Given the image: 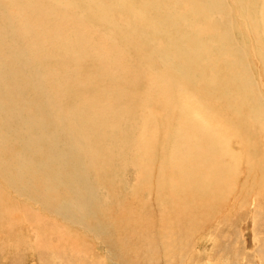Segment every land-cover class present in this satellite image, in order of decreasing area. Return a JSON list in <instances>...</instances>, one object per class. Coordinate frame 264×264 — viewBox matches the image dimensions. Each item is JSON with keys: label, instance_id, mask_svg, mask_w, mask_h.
<instances>
[{"label": "rangeland", "instance_id": "obj_1", "mask_svg": "<svg viewBox=\"0 0 264 264\" xmlns=\"http://www.w3.org/2000/svg\"><path fill=\"white\" fill-rule=\"evenodd\" d=\"M139 1L140 0H128V2H127V0L126 1L125 0H112L113 3L117 4L116 7L109 9V10L106 9L105 12H107V14L111 13V15H113L111 23H114L116 21V18L114 16L121 15L123 11L124 12L121 16H125L127 12H129L135 8V5H137L140 8V6L142 4V0L140 2ZM145 1H146V6L149 4L147 6V8H149V9H146V7H145V10L148 12L152 11L151 13H153L152 9L154 8V6H157L155 13H153L154 19L152 18V20H151L152 22L151 21H149V22L155 23V24L157 23L156 24V30H157L156 33L160 34V36L163 37V39H164L165 36H163V35L170 33L172 30L171 27L164 24L166 21H168L170 19V17L167 15V13H169V12L165 11V7H168L169 5L175 6L176 2L179 0H145ZM154 1L157 2V4L156 3L154 4ZM186 1H187L186 2L187 6L192 7V8L188 7L189 8L188 11L190 9H193L194 11L190 10L191 12L185 14L184 18H190V16L194 15V13H196L199 16L201 15L202 17L201 16L200 17L204 18L203 20H205L206 18H207L206 20H208L209 18L212 17L211 15H213L214 10L212 11L210 0H205V7L200 3L201 1H199V0H186ZM190 1H191V3H190ZM198 1L200 4H198ZM244 1L248 2V1H253V0H239V2H240L239 3L240 7L238 6L239 8H241L242 6L248 7L247 5L244 4ZM31 2H32V6H33V9L35 12L36 8H37L38 0H31ZM51 2L52 3H50L46 9L47 23L43 28L41 27V30L44 29L43 31H47L48 33H51V31H52L51 29L53 28L54 24L56 23V15L50 14V11L57 12V10H58L57 8L59 6V3H58L59 0H57V2H56V0H51ZM98 2L100 5H102L100 3V1H98ZM225 2H226V4H224ZM167 3H169V4H167ZM258 3L260 4V2H258ZM70 4L71 5L74 4L76 6V9H78V13H79V19H71L72 23L76 22V23H73V25L79 27V25L81 24L84 31H85V38H84V52H85V54H84V57L88 52V48L90 46V44H89L90 39L93 40V42L95 44V48H97L94 56L89 61L88 67L85 68V70H84L85 72H80V71H83L82 67H83L84 57L77 58V59L72 58V59H70V61L68 59V61L64 62L65 66L63 64V68L61 69V71H57V69H55L58 67L55 63L56 59L59 60L60 59L59 56H61V53L59 51L61 49V44H60V42L55 40V39H57L56 37H54L53 35H50V34L45 35V33L43 34L42 39L40 38L38 40V37L41 36V31H40V28H38L39 26L37 23V18L39 17V14L36 16L35 15L30 16L31 17L30 18L31 19V25H29L27 23L25 25V29H24L25 32L24 31L20 32V30L18 31V27L16 26V24L13 23V19L10 17H6L7 15L5 14V11L2 10V12H3L2 13L0 10V13L3 14L1 16V20H0V27L2 28V30L4 32L3 34L0 33V35H1L0 36V56H1V54L5 55V56H7V54H8V57L4 56L5 57L4 61L0 63V105L2 104L0 106V127H1L0 128V138H1L0 139L1 140L0 141L1 142V144H0V155H1L0 156V177L3 178V179L0 178V207L6 208L3 210H0V225H1V227H0V264H135L136 262H135L134 258L130 257V256L135 255L128 248V246L130 244L128 245V244L124 243V242H128L129 238L127 239L126 231H123L124 229H123V227L119 221V216L121 215V213L126 215V216L132 217L134 215L133 212L140 211L143 213L145 218L148 219L151 211H154L156 214L155 215L156 219H155L154 223L152 221V224H154L155 230L157 229L158 232H161L162 230H164V228L161 226L160 219L157 218V214L160 215V211L159 210H153L152 208H154V206L151 207L152 199H150V198L153 197L152 173H153V169L155 166V163L153 162L154 159L153 158L147 159L144 152L141 150L139 151V149L140 148L142 149V147L149 142H152V141L154 142V140L156 139L158 141L156 143V151L157 152L154 155L156 157H160L159 154H161V152L159 153V149H160V151L162 150V153H163V152L167 151V149H166L167 147L172 146V140H171L172 134H171V132H172L174 127L179 125L177 123L179 120L176 121L175 123L166 124L167 119L170 116H172L173 114L165 111V108L166 109H172L173 107H168L165 105L153 107V105L149 104V102L152 98H155V97L160 98V99L162 98V100H165V98H166V96L164 95L163 87L166 88L165 87L166 85H164V84L170 80L171 72L168 68L170 61H166L165 59L169 58V59L178 60V61L180 60L181 50H180V44L178 43V39H176L175 36H172V37L169 36L171 43L169 45L167 44V47L162 48L160 45V42H157V41L155 43L151 44L150 47H147V46H144L143 44L139 43V39H142L147 35V32L145 31V29H140L139 26L137 27V25L128 24V23L125 24L122 21H118V22L116 21V25L118 24L117 25L118 31L117 30L116 31L118 33L115 32L109 38V39H111V37H112L111 40L114 41L112 44V47L110 45L111 48H109V47H108L109 49L106 48V41L107 40H105L103 43V48L106 52L112 50V52H113L112 53V57H113L112 61H116V59H114V58H116L119 55L121 57L120 61L124 60L125 62L122 61V63L125 64L127 67H131L130 69H131V72L133 74V80L132 81H135V80L138 81L137 85L135 86L136 88H133V90H132L131 86H128V85H130V83L127 82L128 85H126L127 80L126 79L122 80L123 76L127 77V74H130V73L127 71H123V73L118 74L117 69L112 68L113 71L116 70V72H117V73L112 72L113 74H116V76H114V79H117V80H114V81L117 82L116 84L124 87V92L121 94L120 97H118L120 88H119V91H116V88H115V90L112 89L111 85L113 84V80L111 79V77H110V82L107 83V85L109 87L107 85H106L107 86L106 87L104 85V83L99 82L100 78L106 77V76L101 75V71H103L104 67L102 66V62H101V60L99 58V54H98L101 51V44H102L101 42H103V35L105 33V29H104L105 25H106L105 24V13L98 14V11H96L94 8H92V6H90V3L86 0H78V4L74 0H71ZM130 4H133L134 7H132L133 5H130ZM92 5L95 6L94 4H92ZM150 5H151V7H150ZM195 6H196L197 10L195 9ZM222 6L225 7V10H223V13L225 14L226 13V7H229L231 5L228 3V0L227 1L224 0V2L222 3ZM51 7H54V8H51ZM250 7L252 8V9L250 8L251 12L253 13L255 10L254 7L253 6H250ZM199 9H201V10H199ZM205 10L208 12H206ZM118 11H120V14L117 13ZM157 14H159L160 17ZM81 15H82V17H80ZM205 15H206V17H204ZM132 16L134 18H136V10L135 9L133 10ZM144 16H145V14H144ZM48 18H49V20H48ZM229 19L233 20V16H232L231 12H229L228 14H225V19H224V23L222 24V27L228 32L231 40L234 43L235 40L237 41V38H238L237 34L238 33H237V29L235 27V23L230 24L228 22ZM11 20H12V22H11ZM89 22H90V24L87 25V23H89ZM233 22H234V20H233ZM5 24H7V25H5ZM8 24L9 25L13 24V25L9 26ZM64 24H70V22H59L58 26L63 28L62 25H64ZM90 25H91V27L89 28ZM29 26H30V28L28 31L27 28ZM33 27H35V29ZM86 27H88V28H86ZM8 28L10 30H8ZM135 28H137V29H135ZM6 29H7V31H6ZM119 29H121V30H119ZM130 29H131V32H129ZM119 31H120V33H119ZM121 31H124V32L122 33ZM142 31H145V33H143ZM90 32H91V34H90ZM116 33L121 34V35H117ZM19 34H21L22 36L20 35L21 36L20 37ZM28 34H29L30 39L27 38ZM16 35L19 37H16ZM114 36H115V38H113ZM119 36H121V37H119ZM126 36H128V37H126ZM253 36L254 35H252V38L248 41L246 47L239 45V47H240L239 48L238 45L237 46L235 45L232 48L231 51L236 56V61H237V64L232 69H229V68L226 69V68H224L225 64H221V65H219V67L222 68L220 73L205 72L202 75L197 76V83L199 84V86L202 90L199 93L206 95V97L204 96V98H202V102H203V105L201 106V109L203 110L202 113L203 114L206 113L205 112V110H206L207 112L208 111L210 112V114L208 112V115L209 116L211 115V117H209L208 115L202 116L204 121L207 123L208 122L212 123V124L214 122V125H216V124L220 125V122H221V125L222 126L224 125V127L227 126L226 125L227 123H231L232 127L239 130V131L235 130V132L231 135V139L233 141H230V142L228 141L229 144L226 146L222 145L223 147H226V149H227V154L223 155V162L224 163H222L221 161L218 162L216 164V166L218 168L215 169L217 173L216 174L212 173V178L214 180H216V175L224 179V182H223V185L225 188L224 194H221L215 200L214 199V197H215L214 188L207 185V180H206L205 174H203V176L199 177L198 183L194 186V188H201L200 183L203 182V184L207 185V187L204 190L207 193L206 198L210 199L209 202L207 203V206L202 209L203 214H201V215L199 214L200 217L203 216L202 217L203 219L202 218L198 219L199 217H195L192 215L190 217V220H184L180 216L179 219H180L182 224L181 223H178V224L183 225L185 228H182V230L181 229L177 230L174 228L170 229V233L168 235V238H170V239L173 238L172 241H174V245L173 246L171 245L172 247H169V248H171V252H167V251H169V248L166 251L162 248L164 250V259L162 257V253L160 252L159 247H154V245L152 243H150L151 240H143V245L139 247L140 250L138 253H142L144 255H142V258L140 261H137V264H182V263L183 264H264V126H263V124H264V108L261 107V105H264V56H263L264 51L262 50L264 48V45H263L264 43L262 42V40H259L261 38H257L256 36H254V37ZM1 37L2 38L4 37L3 40L4 41L7 40V41L4 42L3 40H1L2 39ZM34 37L36 38L35 40H34ZM137 39H138V42H137ZM26 40H28V42ZM32 40H34V41H32ZM258 40L262 44H260ZM14 41L16 43L18 42L19 46L21 44H23L22 45L23 48L21 47L22 48L21 49ZM24 41H26L25 42L26 44L24 43ZM29 41H30V43H29ZM35 41H37V42H35ZM52 41L54 43L57 42V44L55 43L56 45H58V48H56L57 51L55 49H53L54 43ZM192 41L198 42V41H195L193 39H192ZM257 41H258V43H257ZM49 42H50V44H48ZM126 42H128L129 44ZM36 43H38L37 44L38 46L40 45L39 46L40 54L37 53L39 56L36 58L37 60H34L35 58H33V60H32V54L33 53L35 54V52L34 51L32 52V50L31 51L26 50L27 48H25V45H26V47H27V45L31 46V44H32V46H37ZM109 44H110V41H109ZM213 44L214 45H212L211 48L213 46H217L219 49L218 51L221 52L220 43L218 41H214ZM15 45H17L15 47V49H17V47H18V51L22 50V52L21 51L18 52L17 50L13 49V47ZM132 45H135L134 49L130 48ZM138 46L141 47L142 49H144L147 52V54L139 52L137 49ZM157 46H159V47H157ZM252 46L255 47V49H253L254 52L253 51L251 52L250 48H252ZM257 46H259V48H257ZM260 46H262V48H260ZM247 47H248V49H247ZM11 48H12V52H10ZM124 49H126L127 52ZM51 50H52V52H51ZM54 50L56 52H58L60 55L58 53L54 52ZM255 50H257V53H255L256 52ZM3 51H5V52H3ZM45 51H47V54ZM114 51H115V53H114ZM117 51L118 52L121 51L124 56L121 53L118 54ZM260 51H263V52H260ZM17 52L18 53L21 52V56L22 55L27 56V54H28L29 57L27 56L26 59L28 60V58H31L30 63H29V65H25L23 62V60L25 58L23 59V56H22V59H23L22 61L21 60L20 61L15 60V64H14L15 72H14L13 68L10 69L9 67H8L9 70H11V71L13 70V71H12V73H11V71L8 72V68H6L8 64L10 65V63L8 61H11L12 59H14L13 54L15 55V53H17ZM239 52H240V54H244V56L240 55ZM9 53H10V55H9ZM54 53H56V54L53 55ZM250 53H253L254 57L257 58L255 60V63H254V58L252 56L248 55ZM44 54L47 55V57L44 56ZM238 54H239V56H238ZM72 56H74V55H72ZM132 56H134V57L136 56V62H135V58ZM261 56H263V58H261ZM125 59H128V60L126 61ZM132 59H134V60H132ZM143 59H145L144 62H137V60H143ZM221 59H223V58L221 57ZM240 59L241 60L244 59V60L241 61ZM40 60H42V61L39 62ZM46 60H48L50 62L47 61V63H48L47 64ZM250 60H253V62ZM19 62H21L20 64H22V66L19 64ZM151 63H153V64L151 65ZM38 64H39V66H38ZM92 64H95L96 67L100 64L102 70L96 69V73H92L91 71L95 70L92 67ZM128 64H129V66H128ZM46 65L49 66L48 70H47ZM251 65H253V66H251ZM36 66H38V67H36ZM52 66L54 68H52ZM22 67H24L25 69ZM254 67H255V69H254ZM39 68H40V70H39ZM157 68L159 69L160 74H162V76H161V78L163 80L162 84L161 83L158 84V83H156L154 78H150L152 70H154V69L157 70ZM36 69H37V71H36ZM64 69H67L68 71L64 70ZM32 71H34L36 74H33L34 72H32ZM63 71L65 73H63ZM66 71H67V73H66ZM14 73H16V75ZM82 73L86 79V81H85V79L83 77V79H84L83 85L87 86L89 91H90V102L89 103L91 105H95V106L97 105L96 107H94V106L90 107L88 102H86L84 104L83 99H85L84 97L86 96V94L82 90V87L79 91L76 90V86H77L76 78H78L80 80L82 77ZM244 73H246V74H244ZM35 75L36 76L38 75L37 78H39L41 80L39 83H37L39 81V79H35L36 78ZM69 75H70V77H69ZM48 76H49V78H48ZM16 77L20 78L21 82L11 83L13 81V79H15ZM43 77H45V78H43ZM58 77L62 80L61 82H60V79ZM126 77H124V78H126ZM46 78H48V80ZM53 78H54V80H53ZM163 78H165V79H163ZM67 79H68V81H67ZM166 79H168V80H166ZM35 80H37V82ZM32 81L33 82L35 81L33 83L34 85L32 84ZM56 81H57V83H55ZM66 81L69 83H67ZM36 83L39 85L41 84L42 87H41V85H40V87H39V85L35 86V85H37ZM58 83H60V84H58ZM20 84L23 85V90L25 92H31L30 94H32L33 96H35V94H33L32 90L37 91L39 93V95L42 92L44 95H46L49 98V100H48L49 102L48 101L44 102L46 104H41L38 101L37 105H33L34 106L33 107L34 108V115L36 117H38V118H42V117L47 118V116L49 117L50 123H47L45 127L40 128V126H39L36 128V126H35L36 122L34 123V122L29 121L28 119H26V116L24 117L25 123L23 121H21L23 119H21L19 117V114H17V113H20V111L22 109L21 108L22 103L24 102L23 99H21V101H19L18 103H15L16 94L11 93L7 88H4V87H6V85L10 86V85H20ZM176 84L178 85L179 83H176ZM47 86H48V88H47ZM54 86H55V88H54ZM68 87H70L71 91L69 93H65V95H63L65 92L64 90L67 89ZM161 87L163 90L161 89ZM175 87H177V86H175ZM172 88H174V86L169 87V90H172ZM49 89L51 92L49 91ZM137 89H140V91H138L139 93L137 92ZM158 89H159V91H158ZM52 90L54 91V95H53ZM131 90L133 91V93L131 92ZM142 90H145V91L143 92ZM151 90H154V92ZM205 90H207L208 92L206 93ZM43 91H45V92H43ZM77 91L79 92V95H81L80 96L81 99L78 97L79 95H77L78 94ZM134 94H136V95H134ZM157 94H158V96H156ZM82 95H83V97H82ZM130 95H131V97H130ZM59 96L64 97L61 100V102L57 103L53 108L47 110L49 107L53 106V105L51 106L50 104H52L53 101L56 98H58ZM92 96L95 98L94 101L97 100L96 103L94 101L92 102V99H91V98H93ZM139 96L141 97L140 107L142 106L143 108L141 107L142 108L141 109L139 107V110L135 111L136 113L138 112L139 116L132 118L133 128L131 125H127L128 127H125L126 124L124 123L123 118L119 117V120H118V116H116L115 113H112L113 117H111V115H107L105 117V115L99 116L98 113L95 112L98 108H101L102 106H104L106 102H109L107 104V108L110 109V108L114 107L116 100L118 102H120V104L124 103V104H122L124 106L126 104L125 107H127L128 106V99H130V100L132 99L131 101L133 102ZM35 97H39V96H35ZM96 97H98V99H96ZM9 98H11V99L9 100ZM144 98L146 99V101ZM241 99L245 100L246 103L244 104L241 101ZM3 100H5L6 102ZM75 100H78V101L76 102ZM79 100H81L80 103L84 104L81 106L83 109H87L89 111L93 110L91 112V114H95V115L93 116L94 121L92 123H93V126L96 128V130H98L97 131L98 133L96 132V135L94 134L92 136V144L91 145L89 144L87 146L83 144V140H84L83 139V132L85 131L83 128H84V126L86 127L87 125L89 127V124L91 121L88 120V116L86 117V119H87L86 121L84 119H82L81 116L87 115V113L89 111L84 110V112H83V110H81V108L78 105ZM82 100H83V102H82ZM122 100H124L126 103L124 101L122 102ZM165 101L169 102L168 98H166ZM206 101H207V103H206ZM143 102H144V104H143ZM161 102H163V104H164V101H161ZM75 103L77 104V106L75 105L77 108L75 109V112H74V105L73 104H75ZM86 105H88V106H86ZM148 105H149V107H148ZM150 105L152 108L150 107ZM250 105H252V107ZM65 106H66V108H65ZM72 106H73V109L71 108ZM83 106H85L86 108ZM144 106L147 108L146 110L144 109ZM163 107H164V109H163ZM155 108H156L157 112L154 110ZM79 110H80V112L82 111L83 114H82V112L79 113ZM142 110H143V113H142ZM2 111H4L5 113ZM144 111L146 112L145 115H144V113H145ZM152 111H155L156 113L150 114V112H152ZM127 112H128L127 108L123 109V114L126 117H127ZM9 113H10V115H8ZM215 113H217L218 118L220 120V122H218V123H217L218 119L215 118ZM64 114H66V115H64ZM38 115H40V116H38ZM79 115H81V116H79ZM154 115H155V117L153 118ZM212 117L214 120L212 119ZM99 118H100V120H99ZM108 118L111 119V122H110V120H108ZM205 118H208V119H205ZM95 119H96V121H95ZM210 119H212V121H209ZM232 119H233V121H232ZM14 120H16V121H14ZM26 120H28V121H26ZM73 120H79L84 126L82 127V124H81L79 127H77V125L73 124ZM261 121H262V123H260ZM139 122H140V124H139ZM109 123H110V125H109ZM189 123L191 124V125L188 124V128L190 129V131H191V129H193L194 132H197L199 130L198 128L201 127V123H199V122L197 123L194 120L190 121ZM53 124L56 126H54ZM61 124H63V125H61ZM141 124H142V128H143V139H140ZM139 125H140V127H139ZM17 126H19V128H21V130L19 128H17ZM138 127L140 130L138 129ZM244 127H246V128H244ZM243 128L244 129L248 128L251 131V134L248 136L247 132ZM259 128H263L262 131H260V133H259V131H257V129H259ZM100 129H101V131H100ZM121 129H122V131H121ZM137 130H139V131H137ZM109 131H113L114 133L113 132L110 133ZM43 132H46L47 135H49L51 133L50 137L49 138H46L47 136L43 137L42 136ZM64 132L67 133V137H66V133L64 134ZM99 132H101V134L103 136H105V135L108 136L107 138H109V139H107V140H109V141H107L106 139L105 140L103 139L104 141L100 140V138H99L100 133ZM108 133H110V134H108ZM237 133H241V137L243 139H246V142H244L243 140H242L243 142H241L238 139L239 143H237L238 140L236 141L233 139V138L237 137V136H235V135H237ZM97 134H98V137H97ZM111 134L113 137L111 136ZM22 135L24 137V140L21 139V138H23V137H21ZM63 135H65V136H63ZM15 136H17V138ZM18 136H20V137H18ZM14 138H16V139H14ZM28 138H29V140H27ZM78 138L81 139V141H79ZM184 138H188V136L184 135ZM25 139H26V144H24ZM50 139H52V140H50ZM42 140H44V141H42ZM96 140H98L99 142L101 141V142L98 143V141H96ZM128 140L129 141L132 140V143H128ZM134 140H136V141L138 140V141L136 142ZM139 141H141V144H138ZM45 142H46V144H45ZM160 142L162 143V145L160 144ZM104 143H105V146L109 145L108 147H110L113 144L114 145L116 144L115 146L114 145L112 146L113 148L112 147L109 148V150H112V149L117 150L116 152L112 150V157H111V155H109L110 154L109 150L108 151L98 150V149L94 150V148H97V147H99L101 149L102 146H104ZM166 143H167V145H166ZM43 144H44V146H43ZM98 144L99 145L101 144V145L99 146ZM136 144L139 147V149L137 148ZM31 145H33V146H31ZM37 145H39L38 146L39 148L37 147ZM94 145H96V146L94 147ZM157 145L158 146L160 145V146L158 147ZM163 145L165 146L164 148H163ZM1 146H2V148H1ZM22 147L24 148V150ZM77 147L79 149H77ZM31 148L34 150H32ZM89 149H92L96 152L100 151L101 153H98V154H99L100 158L103 157V158H101L102 162L100 161V163H99V161L96 160L97 161L96 162L93 159H91V157H90L91 153L90 152H89L90 155H86V157L81 154V152H86ZM164 149H165V151H164ZM16 150H18V151H16ZM77 150H79V152ZM19 151H21V153ZM135 151H137V152H135ZM37 152H39V155ZM105 152L107 153V155L105 154ZM13 153H14V155H13ZM131 153H132V155H131ZM149 153L152 154L151 149H150ZM15 154L18 156H16ZM117 154H119V155H117ZM121 155H122V157H121ZM18 157L21 158V160ZM87 157H89V158H87ZM118 157H119V161L117 159ZM11 158H13V160H11ZM82 159H84L85 161ZM102 159H104V160H102ZM158 159H156V163H157V161L160 162V159L159 160ZM89 160H90V162L88 163L87 161H89ZM135 160H138L141 164H143V166L148 164V163L150 164L153 162V164H152L153 167L151 168V177H144L143 176V178H148V180L145 182H142V184L140 183V185L138 184L139 186L137 187L138 188L137 192L139 193V200H136V201H134V203L130 204L129 200L132 196V190H133L132 179L134 177V173L136 172V170L133 167L134 163H136V162H134ZM12 161H14V162H12ZM21 161L24 163H22ZM115 161H117V162H115ZM103 162H105L106 165ZM112 162H114V164ZM18 163H21V164H18ZM107 163H109V164H107ZM99 164H100V167L98 166ZM54 165H57V166H54ZM14 166H16V167H14ZM96 166H98V167H96ZM109 167H111L113 169H111ZM16 168H18V170H16ZM98 168H100V169H98ZM108 170H109V172H108ZM116 170H117V172H114ZM118 170L120 171V174H119ZM12 171H14V172H12ZM19 171H21V172H19ZM106 171H107V173H105ZM79 172H81V173H79ZM75 173L77 175H75ZM21 174H23V175H21ZM106 174H108V175H106ZM123 174H124V176H123ZM61 176H62V178H61ZM31 178L34 181H32ZM53 178H55L56 180L54 179L52 181ZM69 178H70V180H69ZM106 178H108V179H106ZM61 179H63V180H61ZM124 180H125V182H124ZM29 181H31L32 183ZM35 181H37L38 184H37V182L34 183ZM115 181H116V183H115ZM128 181L130 184L127 183ZM148 181H150V182H148ZM119 182H121L122 184ZM29 183H31V184H29ZM56 183H58V184H56ZM59 183H60L61 187L59 186ZM33 184L35 187L33 186ZM124 184H126V185H124ZM57 185H58V188H57ZM128 185H129V187H128ZM76 186H79V187H76ZM70 187H72V188H70ZM60 188L63 190H66V192H67V193L64 192L62 194L61 199H60L59 194H58V191H60ZM29 189H31V190L33 189L32 191L34 193L32 191H29ZM72 189H73V191L77 190V189H84V190L86 189L85 192L87 194L84 197L85 198L84 202L81 204L82 206L77 203V198H75L71 194V192H73ZM140 189H143V190L141 191ZM139 191H141L142 193ZM150 193H151V196H150ZM56 194L58 195L59 198L56 196ZM66 196H67V200L69 202L73 200L72 203L65 201ZM127 196H129V197H127ZM101 197H102V199H101ZM33 198L35 199V201L33 200ZM258 198H260V199H258ZM45 199H47V202L45 201ZM36 200L38 202H36ZM188 200H187L188 205H187V203H185L186 206H190L194 202H198L197 198H196V194H193L191 197L188 198ZM99 201H101V202H99ZM36 203H38V204L36 205ZM61 203H63V204H61ZM107 203L109 205H107ZM89 204H91V205L89 206ZM96 205H98V206L96 207ZM118 205H119V207H118ZM59 206H61V207H59ZM215 206H217V208ZM66 207L68 208L69 212H68ZM170 207H171V205L168 206L169 209L167 210L166 213H168L171 210ZM59 208H60V211H59ZM55 209H57L58 211ZM106 210H108V211H106ZM146 210H148V211H146ZM78 211H79V213H78ZM198 211H199V209H198ZM58 212H60V213H58ZM61 212H62L63 216H62ZM66 212H68L69 214ZM177 212L179 214H181L180 209L177 210ZM80 214H82V215L80 216ZM207 215L210 217H208ZM15 216H17V217H15ZM65 216L66 217L68 216L71 218H68V217L66 218ZM196 216H197V213H196ZM7 217H10V218L7 219ZM135 217L138 220L139 215L137 213H135ZM193 217H195V219ZM11 218H12V221H10ZM15 218L17 220H13ZM192 219H193V221H192ZM8 221L11 223L9 224ZM74 221H76V222H74ZM79 221H80V223H79ZM198 221L200 223H198ZM65 224H66V226H65ZM3 225L5 227H3V229H2ZM117 225L120 227H118ZM194 225H198V226L194 227ZM131 228H132V226H129L127 231H130ZM186 228H190V230H195L196 233L194 232L192 235H190V234H188L189 233L188 231L186 232ZM116 229L118 230V232ZM142 229L143 228H139L137 230H142ZM56 230H57L58 234H56L57 233ZM60 234L62 236L63 235H65V236L62 237V236H60ZM59 236L62 238H60ZM122 239H124V240L121 241ZM180 239H181V241H180ZM205 241H208V243H205ZM131 245L134 246V243L132 242ZM162 246H163V244H162ZM52 247L54 249H52ZM151 247H154V248H151ZM134 250H136V249H134ZM153 252L154 253L156 252L157 254L153 255L154 254ZM171 255H173V256L171 257ZM151 256L152 257L154 256V257L152 258ZM179 262H181V263H179Z\"/></svg>", "mask_w": 264, "mask_h": 264}, {"label": "bare ground", "instance_id": "obj_2", "mask_svg": "<svg viewBox=\"0 0 264 264\" xmlns=\"http://www.w3.org/2000/svg\"><path fill=\"white\" fill-rule=\"evenodd\" d=\"M70 1L71 0H59V6H58V10L57 12L55 11H50V14L52 15H56V23L54 24L53 28L51 29V33H48L47 31H43L41 30V27L43 28L46 23H47V14H46V9H47V6H49L51 2V0H38V4H37V8H36V11L38 12H34V9H33V6H32V2L31 0H0V10L2 12V10L5 11V14L7 15L6 17H10L13 19V23L16 24V26L18 27V31L20 30V32H23L24 29H25V25L28 23L29 25H31V17L30 16H33V15H38L39 14V17L37 18V23H38V28H40V31H41V36L38 37V40L42 37H43V34L45 33L46 34H50V35H53L54 37H56L57 39H55L56 41L60 42L61 44V49L59 50L60 53H61V56L59 60L56 59V65L58 66L57 68V71H61V69L63 68V64L65 66V61H70V59L74 58V59H77V58H82L84 57V38H85V31L82 27V25L80 24L79 27L77 26H74L73 23H76V22H73L72 23V20L71 19H79V13H78V9H76V6L74 4H70ZM77 4H78V0H74ZM90 3V6H92V8H94L96 11H98V14H103L105 13V33L103 35V42H101V51L98 53L99 54V58L102 62V66L104 67L103 68V71H101V75L103 76H106V77H102L99 79V82H102L104 83V85L106 86L108 82H110V77L111 79L113 80V84L111 85L112 89L115 90L116 88V91H119V88H120V91H119V94H118V97L121 96V94L124 92V87H122L121 85H118L116 84L117 82L114 81V80H117V79H114V76H116V74H113L112 72H115L118 74L120 73H123V71H127L129 72L130 74H127V77L126 76H123V79H126V85L127 82L130 83V85L128 86H131V89L133 90V88H136L135 86L137 85L138 81H132L133 80V74L131 72V67H127L125 64L122 63V61H120L121 57L118 55H116L117 57L114 58L116 59V61H112V50L106 52L103 48V43L105 40L106 41V48H111L112 47V44H113V40L112 37L111 39L110 36H112L115 32H117L118 30V24L116 25V21H122L124 22L125 24H133V25H137V27L139 26L140 29H145V31L147 32V35L142 38V39H139V43L143 44L144 46H147V47H150L151 44L155 43L156 41L157 42H160V45L161 47H167V44L169 45L171 43L170 39H169V36L172 37V36H175L176 39H178V43L180 44V50H181V54H180V60H173V59H169V58H166L165 60L166 61H170L169 62V70L171 72V78L169 81H167V83H163L164 85H166L163 89H164V95L166 96V98H168L169 102L168 101H165V100H162V98H152L149 102V104L153 105V107H158L160 105H165V106H168V107H173L172 109H166L165 108V111L169 112V113H172L173 115L170 116L167 121H166V124H171V123H175L176 121H178L177 123L179 124L178 126L174 127L171 134H172V146H169L167 147V151L166 152H163L162 153V150L160 151L159 149V153L161 152V154H159L160 157H156L154 154L157 152L156 151V143L158 142L156 139L154 140V142H149L147 144H145L142 149L137 146V148L139 149V151H143L146 158L147 159H150V158H153V162L155 163V166H154V169H153V173H152V183H153V197L150 198L152 199V204H151V207L154 206V208H152L153 210H159L160 211V215L157 214V218L160 219V222H161V226L164 228V230H162L161 232H158V230L154 228V224H152V221L153 223L155 222V219H156V214L154 211H151V213L149 214V218L146 219L145 216L143 215L142 212L140 211H135L133 212L134 215L132 217L130 216H126L124 214L121 213V215L119 216V221L123 227V231H126V234H127V239L129 238L128 242H124L125 244H130L128 246V248L132 251L133 254H135L134 256H130L131 258H134L135 260V264H137V261H140L141 258H142V253H138L139 252V247L143 245V240H151L150 243H152L154 245V247H159L160 249V252L162 253V257L164 259V250L166 251L169 247H172L174 245V241H172V239L168 238V235L170 233V229H181L182 228H185L183 225H181V221H180V216L182 219L184 220H190V217L193 215L195 217H199L198 219L202 218L200 217L201 214H203V211L202 209L205 208L207 206V203L209 202L210 199H207V193L204 191L205 188L207 187V185L211 186L214 188V192H215V197L214 199L216 200L221 194H224V185H223V182H224V179L217 176L216 175V180H214L212 178V173H217L215 169H217L218 167L216 166V164L218 162H223V155L224 154H227V149L226 147H223L222 145L226 146L229 144L230 141H233L231 139V135L235 132V130H237L236 128L232 127L231 126V123H225L227 126L224 127V125L222 126L221 125V122L218 118V115L217 113H215V118L218 119L217 123L220 122V125H214V122L213 124L212 123H207L204 121L203 117L202 116H207L208 115V112L205 110L206 113H202L203 110L201 109V106L203 105V102H202V98H204V96L206 97V95H203L199 92H201V88L199 86V84L197 83V76H200L202 75L203 73L205 72H213V73H220L222 68L219 67V65L221 64H225L224 68L226 69H232L236 64H237V61H236V56L232 53V48L236 45H241V46H244L246 47L247 46V43L248 41L252 38V35L256 36L257 38H261L259 40H262V42L264 43V0H253V1H244V4L247 5L248 7L246 6H242L241 8H239L240 6V2L239 0H228V3L231 5L229 7H226V13L225 14H228L229 12H231L232 16H233V20H230L229 19V23L232 24V23H235V27L237 29V41L233 43V41L231 40L228 32L222 27V24L224 23V19H225V14L223 13V10H225V7L222 6V3L224 2V0H210L211 2V7H212V11L214 10L213 12V15H211L212 17L209 18L208 20H203L204 18H201L199 15H197L196 13H194L193 9H190V10H193L192 12L194 13V15H191L190 18H184V15L187 14V13H190L191 11L188 9L191 7L187 6V1L186 0H179L176 2L175 6L174 5H169L168 7H165V11H168L169 13H167V15L170 17V19L168 21H166L164 24L168 25L169 27H171V32L168 33V34H164L163 36H165V38L163 39V37L160 36V34L156 33L157 30H156V24L155 23H151L152 21V18H153V13H155L156 11V7L157 6H154V8L152 9L153 10V13L151 12H148L145 10V7L146 9H149L147 8V5L146 6V1L145 0H142V4L140 6V8L135 5V10H136V18H134L132 15H133V10L129 11L126 13L125 16H121V15H116L114 16L116 18V21L114 23H111V20L113 18V15L110 14H107L106 9L109 10V9H112L114 7H116V3H113L112 0H86ZM102 4L100 5L99 2ZM126 1V0H125ZM141 1V0H140ZM139 1V2H140ZM201 1L200 3L205 7V0H199ZM198 1V4H200ZM227 1V0H226ZM57 2V0H56ZM128 2V0H127ZM131 2V1H130ZM138 2V3H139ZM189 2V1H188ZM260 2V4L258 3ZM12 5H11V4ZM157 4V2L154 1V4ZM191 3V1H190ZM92 4H94L95 6H93ZM134 4V3H133ZM133 4H130V5H133ZM169 4V3H167ZM171 4V3H170ZM226 4V2L224 3ZM54 5V4H53ZM139 5V4H138ZM209 5V4H208ZM56 6V5H55ZM201 6V5H200ZM239 6V7H238ZM250 6H253L254 7V12L252 13L251 12V7ZM134 7V5L132 6ZM151 7V5H150ZM189 7V8H188ZM194 7V6H193ZM209 7V6H208ZM51 8H54V7H51ZM192 8V7H191ZM199 8V7H198ZM239 8V9H238ZM251 8V9H250ZM6 9V10H5ZM195 9H196V6H195ZM207 9V8H206ZM228 9V10H227ZM197 10V9H196ZM201 10V9H199ZM204 11V10H203ZM206 11V10H205ZM208 12V11H206ZM3 13V12H2ZM2 13H0V20H1V16L3 15ZM95 13V12H94ZM118 14H120V11L117 12ZM192 13V14H193ZM205 13V12H204ZM31 14V15H30ZM125 14V13H124ZM135 14V13H134ZM145 14V16H144ZM159 16V14H157ZM156 15V16H157ZM207 15V14H206ZM206 15L204 17H206ZM209 15V14H208ZM157 16V17H158ZM257 16V17H256ZM82 17V15L80 16ZM92 17V16H91ZM160 17V16H159ZM200 17V18H199ZM156 18V17H155ZM6 19V18H5ZM154 19V18H153ZM165 19V18H164ZM49 20V18H48ZM157 20V19H156ZM77 21V20H76ZM151 21V22H149ZM160 21V20H159ZM12 22V20H11ZM59 22H70V24H64L62 25L63 28H61L60 26H58ZM103 22V21H102ZM158 22V21H157ZM3 23V22H2ZM72 23V24H71ZM92 23V22H91ZM90 24L87 23V25ZM161 24V23H160ZM7 25V24H5ZM9 25V24H8ZM13 25V24H11ZM9 25V26H11ZM36 25V24H35ZM104 25V24H103ZM120 25V24H119ZM97 26V25H96ZM50 27V26H49ZM91 27V25L89 26V28ZM98 27V26H97ZM120 27V26H119ZM131 27V26H130ZM136 27V26H135ZM29 28L30 26L27 28V30L29 31ZM35 29V27H33ZM47 28V27H46ZM88 28V27H86ZM96 28V27H95ZM99 28V27H98ZM132 28V27H131ZM137 29V28H135ZM134 29V30H135ZM158 29V28H157ZM8 30H10L8 28ZM47 30V29H46ZM87 30V29H86ZM99 30V29H98ZM117 30V31H116ZM121 30V29H119ZM149 30V31H148ZM7 31V29H6ZM15 31V30H14ZM17 31V32H18ZM31 31V30H30ZM88 31V30H87ZM137 31V30H136ZM145 31H142L143 33H145ZM16 32V31H15ZM19 32V33H20ZM25 32V31H24ZM89 32V31H88ZM87 32V33H88ZM94 32V31H93ZM98 32V31H97ZM122 33L124 31H121ZM131 32V29L130 31ZM0 33H4L2 28L0 27ZM95 33V32H94ZM118 33V32H117ZM116 33V34H117ZM120 33V31H119ZM135 33V32H134ZM8 34V33H7ZM17 34V33H16ZM23 34V33H22ZM91 34V32H90ZM140 34V33H139ZM21 34H19L20 36ZM117 35H121V34H117ZM1 36V35H0ZM6 36V35H5ZM16 35V37H19ZM22 36V35H21ZM20 36V37H21ZM253 36V37H254ZM25 37V36H24ZM121 37V36H119ZM128 37V36H126ZM2 38V37H1ZM4 38V37H3ZM3 38L1 40H3ZM14 38V37H13ZM12 38V39H13ZM29 37V34H28V37ZM26 38V39H27ZM115 38V36L113 37ZM138 38V37H137ZM256 38V39H257ZM19 39V38H18ZM32 39V38H31ZM36 38L34 37V40ZM122 39V38H121ZM125 39V38H124ZM123 39V40H124ZM128 39V38H127ZM195 40V41H198V42H193L192 41ZM32 40V41H34ZM37 40V41H38ZM118 40V39H117ZM258 40V41H259ZM4 41V40H3ZM7 41V40H6ZM4 41V42H6ZM28 42V40H26ZM24 41V43L26 42ZM31 41V40H30ZM29 41V43H30ZM35 41V42H37ZM87 41V40H86ZM97 41V40H96ZM109 41H110V44H109ZM126 41V40H125ZM214 41H218L220 43V48H221V52L218 51V47L217 46H213L211 48ZM257 41V43H258ZM15 42V41H14ZM13 42V43H14ZM53 42V41H52ZM137 42H138V39H137ZM12 43V44H13ZM16 43V42H15ZM14 43V44H15ZM20 43V42H19ZM54 43V42H53ZM57 44V42H55ZM54 43V48L56 50V48H58V45H56ZM118 43V42H117ZM128 43V42H126ZM260 43V41H259ZM18 45V42L16 43ZM26 44V43H25ZM38 43H36L37 45ZM50 44V42L48 43ZM89 48H88V52L87 54L85 55L84 57V60H83V71H80V72H85V68L88 67V64H89V61L90 59L94 56L95 52H96V49L95 48V44L93 42L92 39L89 40ZM121 44V43H120ZM124 44V43H123ZM129 44V43H128ZM262 44V43H260ZM3 45V44H2ZM1 45V46H2ZM15 45L13 47V49H15V47L17 46ZM23 44H21L19 47L21 48ZM57 47H56V46ZM111 45V47H110ZM119 45V44H118ZM264 45V44H263ZM13 46V45H12ZM40 46V45H39ZM39 46H31L30 45H25V48H27L26 50L28 51H31L32 52L34 51L35 54L33 53L32 54V60L33 58H35L34 60H37L36 58L39 57L38 54H40V50H39ZM124 46V45H123ZM47 47V46H46ZM122 47V46H121ZM159 47V46H157ZM23 48V47H22ZM21 48V49H22ZM105 48V49H106ZM108 48V49H109ZM114 48V47H113ZM131 49L135 48V45H132L130 47ZM237 48V47H236ZM240 48V47H239ZM257 48H259V46H257ZM260 48H262V46H260ZM7 49V48H6ZM52 49V48H51ZM116 49V48H115ZM138 51L141 52V53H145L147 54V52L142 49L141 47L138 46ZM248 49V47H247ZM251 49V52L253 51V49H255L254 46H252ZM4 50V49H3ZM18 51V47L17 49H15ZM14 50V51H15ZM54 50V52H56ZM107 50V49H106ZM119 50V49H118ZM126 50V49H124ZM123 50V51H124ZM234 50V49H233ZM261 50V49H260ZM264 51V48L262 49ZM22 52V50H19ZM18 51V52H19ZM241 51V50H240ZM249 51V50H248ZM257 53V50H255ZM263 51H260V52H263ZM5 52V51H3ZM12 52V48H11V51ZM15 53V55L13 54V58L11 61H8L10 63V65L8 64L6 68H10V69H14V72H15V68H14V64H15V60H18V61H22L24 62L25 65H29L30 63V60L31 58H28V60L26 59L27 56L29 57V55L27 54V56H23V59H22V56H21V52L20 53ZM46 54H47V51H45ZM52 52V50H51ZM127 52V50H126ZM234 52V51H233ZM254 52V51H253ZM26 53V52H25ZM38 53V54H37ZM42 53V52H41ZM49 53V52H48ZM58 53V52H56ZM56 53H54L53 55H55ZM115 53V51H114ZM118 54H122V52H118ZM124 53V52H123ZM243 53V52H242ZM5 54V53H4ZM12 54V53H11ZM59 54V53H58ZM125 54V53H124ZM128 54V53H127ZM240 54V52H239ZM238 54V56H239ZM10 55V53H9ZM31 55V54H30ZM60 55V54H59ZM74 55V56H72ZM123 55V54H122ZM121 55V56H122ZM240 55H243L244 54H240ZM250 56H252L254 58V63H255V60L257 59L256 57H254V54L253 53H250L248 54ZM5 55H2L0 56V63L4 61L5 57H8V54L7 56ZM44 56L47 57V55L44 54ZM124 56V55H123ZM126 56V55H125ZM256 56V55H255ZM264 56V55H263ZM263 56H261V58H263ZM115 57V56H114ZM128 57V56H127ZM126 57V58H127ZM134 57V56H132ZM221 57L223 59H221ZM123 58V57H122ZM129 58V57H128ZM135 58V62H136V56L134 57ZM251 58V57H250ZM10 59V58H9ZM39 59V58H38ZM113 59V60H114ZM124 59V58H123ZM238 59V58H237ZM252 59V58H251ZM126 61L128 59H125ZM134 60V59H132ZM241 60V59H240ZM244 59H242L241 61H243ZM17 61V62H18ZM42 60H40L39 62H41ZM48 60H46V63H47ZM73 61V60H72ZM145 59L143 60H137V62H144ZM253 62V60H250ZM37 62V61H36ZM50 62V61H48ZM53 62V61H52ZM76 62V61H75ZM125 62V61H124ZM130 62V61H129ZM257 62V61H256ZM259 62V61H258ZM21 62H19L20 64ZM34 63V62H33ZM32 63V64H33ZM54 63V64H55ZM150 63V62H149ZM31 64V65H32ZM48 64V63H47ZM53 64V63H52ZM67 64V63H66ZM71 64V63H70ZM130 64V63H129ZM128 64V66H129ZM153 63H151L152 65ZM22 66V64H20ZM131 65V64H130ZM189 65V66H188ZM4 66V65H3ZM2 66V67H3ZM39 66V64H38ZM36 66V67H38ZM47 66V70H48V65ZM133 66V65H132ZM241 66V65H240ZM253 66V65H251ZM45 67V66H44ZM69 67V66H68ZM67 67V68H68ZM92 67L95 69V70H92L91 72L92 73H96V69H100L102 70L100 64L96 67L95 64H92ZM8 68V72L11 71L9 70ZM24 68V67H22ZM52 68H54L52 66ZM117 69V72L116 70L113 71V69ZM253 68V67H252ZM4 69V68H3ZM25 69V68H24ZM31 69V68H30ZM38 69V68H37ZM36 69V71H37ZM71 69V68H70ZM81 69V68H80ZM242 69V68H241ZM255 69V67H254ZM40 70V68H39ZM64 70H67V69H64ZM78 70V69H77ZM13 71V70H12ZM11 71V73H12ZM68 71V70H67ZM66 71V73H67ZM79 71V70H78ZM5 72V71H4ZM7 72V71H6ZM7 72V73H8ZM34 72V71H32ZM40 72V71H39ZM44 72V71H43ZM63 73H65L63 71ZM6 74V73H5ZM9 74V73H8ZM16 75V73H14ZM33 74H36L35 72ZM71 74V73H70ZM73 74V73H72ZM166 74V73H165ZM246 74V73H244ZM14 75V76H15ZM67 75V74H66ZM38 76V75H37ZM37 76L35 75V79H39L37 78ZM65 76V75H64ZM162 74H160V71L159 69L157 68L152 70L151 72V76L150 78H154L156 83L158 84H162V78H161ZM166 76V75H165ZM164 76V77H165ZM41 77V76H40ZM60 77V76H59ZM58 77V78H59ZM70 77V75H69ZM72 77V76H71ZM80 77V76H79ZM83 73H82V77L81 79L79 80L78 78H76V83H77V86H76V90H80L81 87H82V90L85 92L86 96L84 97L85 99L84 100V104L86 102H90V91L88 89L87 86L83 85L84 84V79H83ZM126 77V78H124ZM169 77V76H168ZM167 77V78H168ZM12 78V77H11ZM45 78V77H43ZM49 78V76H48ZM48 78H46L48 80ZM51 78V77H50ZM91 78V77H90ZM60 79V78H59ZM109 79V80H108ZM121 79V78H120ZM165 79V78H163ZM179 79V80H178ZM246 79V78H245ZM4 80V79H3ZM27 80V79H26ZM29 80V79H28ZM54 80V78H53ZM57 80V79H56ZM121 80V81H122ZM168 80V79H166ZM249 80V79H248ZM247 80V81H248ZM30 81V80H29ZM37 82V80H35ZM34 81V82H35ZM41 80L39 79V81L37 83H39ZM62 80L60 79V82ZM68 81V79H67ZM66 81V82H67ZM86 81V79H85ZM91 81V80H90ZM132 81V82H131ZM151 81V80H150ZM16 82H21L20 78L16 77L15 79H13V81L11 83H16ZM31 82V81H30ZM32 81V84L34 83ZM52 82V81H51ZM153 82V81H152ZM3 83V82H2ZM7 83V82H6ZM36 83V84H37ZM42 83V82H41ZM57 83V81L55 82ZM63 83V82H62ZM69 83V82H67ZM91 83V82H90ZM176 83H179L178 85ZM4 84V83H3ZM10 84V83H9ZM51 84V83H50ZM49 84V85H50ZM60 84V83H58ZM57 84V85H58ZM75 84V83H74ZM93 84V83H92ZM97 84V83H96ZM110 84V83H109ZM141 84V83H140ZM188 84V85H187ZM34 85V84H33ZM39 84L35 85V86H38ZM41 85V84H40ZM39 85V87H40ZM95 85V84H94ZM146 85V84H145ZM155 85V84H154ZM53 86V85H52ZM56 86V85H55ZM54 86V88H55ZM89 86V85H88ZM93 86V85H92ZM108 86V85H107ZM106 86V87H107ZM118 86V87H117ZM127 86V87H128ZM139 86V85H138ZM153 86V85H152ZM174 86V88H172V90H169V87H172ZM177 86V87H175ZM42 87V85H41ZM91 87V86H90ZM105 87V88H106ZM109 87V86H108ZM4 88H7L11 93L13 94H16V97H15V103H18L19 101H21V99H23V103H22V109L20 111V113H17L19 114V117L23 120L24 123H25V119L24 117L26 116V119H28L29 121L31 122H36L35 123V126L36 128L40 126V128L42 127H45L47 123H50V120H49V117L47 116L46 117H42V118H38L34 115V106L33 105H37L38 104V101L41 103V104H46L44 102L48 101L49 98L44 95L42 92L41 94L39 95V93L37 91H34L32 90L33 94H35V96H39V97H35L33 96L32 94H30L31 92H25L23 90V85H6V87ZM48 88V86H47ZM66 88V87H65ZM93 88V87H92ZM147 88V87H146ZM53 89V88H52ZM75 89V88H74ZM129 89V88H128ZM160 89V88H159ZM158 89V91H159ZM162 89V87H161ZM162 89V90H163ZM60 90V89H59ZM63 90V89H62ZM92 90V89H91ZM103 90V89H102ZM101 90V91H102ZM131 90V92L133 93V91ZM135 90V89H134ZM50 91V89H49ZM64 94L65 93H69L71 91L70 87H68L67 89L64 90ZM77 91V95H79V92ZM96 91V90H95ZM109 91V90H108ZM140 91V89H137V92ZM143 92L145 90H142ZM149 91V90H148ZM154 92V90H151ZM45 92V91H43ZM51 92V91H50ZM53 92V95H54V91L52 90ZM104 92V91H103ZM126 92V91H125ZM135 92V91H134ZM152 92V93H153ZM205 92L207 93L208 91L205 90ZM47 93V92H46ZM107 93V92H106ZM113 93V92H112ZM130 93V92H129ZM128 93V94H129ZM139 93V92H138ZM150 93V92H149ZM81 94V93H80ZM9 95V94H8ZM12 95V94H11ZM126 95V94H125ZM136 95V94H134ZM10 96V95H9ZM51 96V95H50ZM81 95H79L78 97L80 98ZM97 96V95H96ZM123 96V95H122ZM127 96V95H126ZM158 96V94L156 95ZM83 97V95H82ZM93 97V96H92ZM111 97V96H110ZM131 97V95H130ZM134 97V96H133ZM64 97L63 96H59L58 98H56L52 104H50L52 107H49L47 110L53 108L57 103L61 102V100L63 99ZM126 98V97H125ZM148 98V97H147ZM252 98V97H251ZM256 98V97H255ZM11 98H9L10 100ZM13 99V98H12ZM81 99V98H80ZM92 99V102L95 100V98H91ZM96 99H98V97H96ZM145 99V98H144ZM208 99V98H207ZM7 100V99H6ZM82 100V102H83ZM132 100V99H131ZM130 99H128V106H125L120 104V102H118L116 100V103L114 105V107L112 108H107V104L109 102H106L104 106H102L101 108H98L95 112L98 113L99 116H102V115H105V117L107 115H111L112 116V113H115L116 116H118V120H119V117L120 118H123L124 120V123L126 124L125 127H128L127 125H131L132 126V118L134 117H137L139 116L138 112L136 113L135 111L136 110H139V107H140V102H141V97L139 96L135 101H131ZM261 100V99H260ZM259 100V101H260ZM5 101V100H3ZM51 101V100H50ZM76 102L78 100H75ZM81 100H79L78 102V105L79 107L81 108V110H84L86 111L87 109H83L81 106L84 105L82 103H80ZM97 101V100H96ZM96 101H94L96 103ZM115 101V100H114ZM124 100H122L123 102ZM146 101V99H145ZM161 101H164V104L163 102ZM208 101V100H207ZM206 101V103H207ZM241 101L245 104L246 101L241 99ZM6 102V101H5ZM49 102V101H48ZM125 102V101H124ZM209 102V101H208ZM21 103V102H20ZM126 103V102H125ZM261 103V102H260ZM6 104V103H5ZM14 104V103H13ZM12 104V105H13ZM63 104V103H62ZM93 104V103H92ZM144 104V102H143ZM211 104V103H210ZM2 105V104H1ZM0 105V106H1ZM9 105V104H8ZM19 105V104H18ZM60 105V104H59ZM74 105V112H75V109L77 108V104H73ZM76 105V106H75ZM103 105V104H102ZM150 105V107H151ZM88 106V105H86ZM89 106H94L96 107L95 105H91L89 103ZM100 106V105H99ZM111 106V105H110ZM147 106V105H146ZM207 106V105H206ZM252 107V105H250ZM19 107V108H20ZM62 107V106H61ZM85 107V106H83ZM142 107V106H141ZM140 107V108H141ZM149 107V105H148ZM204 107V106H203ZM209 107V106H208ZM261 107L264 108V105H261ZM66 108V106H65ZM73 109V106L71 107ZM79 108V109H80ZM86 108V107H85ZM93 108V107H92ZM127 108L128 109V112H127V117L124 116L123 114V109ZM143 108V107H142ZM141 108V109H142ZM152 108V107H151ZM205 108V107H204ZM214 108V107H213ZM144 109L146 110L147 108L144 106ZM143 109V110H144ZM164 109V107H163ZM212 109V108H211ZM143 110H142V113H143ZM149 110V109H148ZM147 110V111H148ZM156 111V108L154 109ZM5 111V110H4ZM2 111V112H4ZM64 111V110H63ZM71 111V110H70ZM77 111V110H76ZM89 111V110H87ZM93 111V110H92ZM91 110L87 113V115L85 116H81L82 119H84L85 121L87 120L86 117L88 116V120L91 121L90 124H89V127L88 125L85 127L79 120H73V124L74 125H77V127H79L81 124H82V127L84 126V132H83V144L84 145H91L92 144V136L95 134L96 135V132L98 130H96V128L93 126V119H94V115L95 114H91L92 112ZM151 111V110H150ZM155 111H152L150 112V114L152 113H156ZM163 111V110H162ZM213 111V110H212ZM56 112V111H55ZM66 112V111H65ZM72 112V111H71ZM82 112V111H81ZM80 110H79V113H81ZM82 112V114H83ZM145 112V111H144ZM160 112V111H159ZM5 113V112H4ZM40 113V112H39ZM148 113V112H147ZM253 113V112H252ZM58 114V113H57ZM67 114V113H66ZM64 114V115H66ZM70 114V113H69ZM141 114V113H140ZM146 114V112L144 113V115ZM210 114V112H209ZM10 115V113L8 114ZM71 115V114H70ZM142 115V114H141ZM214 115V114H213ZM234 115V114H233ZM2 116V115H1ZM16 116V115H15ZM14 116V117H15ZM40 116V115H38ZM97 116V115H96ZM149 116V115H148ZM209 116V115H208ZM59 117V116H58ZM73 117V116H72ZM104 117V118H105ZM110 117V116H109ZM152 117V116H151ZM155 117V115L153 116V118ZM203 119H201V118ZM211 117V115L209 116ZM13 118V117H12ZM66 118V117H65ZM96 118V117H95ZM227 118V117H226ZM54 119V118H53ZM58 119V118H57ZM113 119V118H112ZM116 119V118H115ZM114 119V120H115ZM205 119H208V118H205ZM213 119V117H212ZM212 119H210L209 121H212ZM215 119V120H216ZM259 119V118H258ZM13 120V119H12ZM26 120V121H28ZM98 120V119H97ZM100 120V118H99ZM108 120H110L111 122V119L108 118ZM134 120V119H133ZM196 121L197 123H201V127H199L198 125V131L197 132H194L193 129H190L188 128V124H190L189 122L190 121ZM214 120V119H213ZM222 120V119H221ZM260 120V119H259ZM258 120V121H259ZM262 120V119H261ZM16 121V120H14ZM96 121V119H95ZM116 121V120H115ZM233 121V119H232ZM68 122V121H67ZM107 122V121H106ZM227 122V121H226ZM12 123V122H11ZM84 123V122H83ZM138 123V122H137ZM262 123V121L260 122ZM21 124V123H20ZM60 124V123H59ZM67 124V123H66ZM105 124V123H104ZM140 124V122H139ZM7 125V124H6ZM14 125V124H13ZM54 125V124H53ZM63 125V124H61ZM60 125V126H61ZM107 125V124H106ZM110 125V123H109ZM108 125V126H109ZM135 125V124H134ZM177 125V124H176ZM191 125V124H190ZM193 125V124H192ZM260 125V124H259ZM56 126V125H54ZM53 126V127H54ZM65 126V125H64ZM121 126V125H120ZM264 126V124H263ZM27 127V126H26ZM25 127V128H26ZM97 127V126H96ZM106 127V126H105ZM119 127V126H118ZM123 127V126H122ZM140 127V125H139ZM138 127V129H139ZM1 128V127H0ZM17 128H19V126H17ZM108 128V127H107ZM133 128V126H132ZM246 128V127H244ZM243 128V129H244ZM14 129V128H13ZM21 130V128H19ZM51 129V128H50ZM78 129V128H77ZM82 129V128H81ZM99 129V128H98ZM110 129V128H109ZM119 129V128H118ZM117 129V130H118ZM141 136H140V139H143V128H142V124H141ZM139 129V130H140ZM263 128H259L257 129V131H262ZM26 130V129H25ZM128 130V129H127ZM130 130V129H129ZM137 130V131H139ZM248 136L251 134V131L247 128V129H244ZM53 131V130H52ZM57 131V130H56ZM79 131V130H78ZM101 131V129H100ZM122 131V129H121ZM239 131V130H237ZM3 132V131H2ZM1 132V133H2ZM47 132V131H46ZM46 132H43L42 133V136L43 137H46V138H49L51 133L49 135L46 134ZM75 132V131H74ZM110 133L113 132V131H109ZM124 132V131H123ZM127 132V131H126ZM125 132V133H126ZM66 132H64L65 134ZM98 133V132H97ZM99 138L100 140H107L109 138H107L108 136H103L101 134V132H99ZM106 133V132H105ZM108 133V134H110ZM114 133V132H113ZM112 133V134H113ZM122 133V132H121ZM21 134V133H20ZM30 134V133H29ZM63 134V133H62ZM111 134V136H112ZM184 135H187L188 138H184ZM65 136V135H63ZM77 136V135H76ZM75 136V137H76ZM119 136V135H118ZM237 136L236 138H233L234 140H240L241 142H246V139H243L241 137V133H237ZM17 138V136H15ZM20 137V136H18ZM23 137V135L21 136ZM40 137V136H39ZM66 137H67V133H66ZM97 137H98V134H97ZM110 137V136H109ZM113 137V136H112ZM239 137V138H238ZM14 138V139H16ZM26 138V137H25ZM63 138V137H62ZM80 138V137H79ZM78 138V139H79ZM118 138V137H117ZM136 138V137H135ZM1 139V138H0ZM24 140V137L21 138ZM74 139V138H73ZM112 139V138H111ZM126 139V138H125ZM22 140V141H23ZM29 140V138L27 139ZM41 140V139H40ZM39 140V141H40ZM52 140V139H50ZM103 140V141H104ZM113 140V139H112ZM239 140L237 143H239ZM243 140V141H242ZM1 141V140H0ZM21 141V142H22ZM36 141V140H35ZM44 141V140H42ZM62 141V140H61ZM78 141V140H77ZM79 141H81V139H79ZM98 141V140H96ZM109 141V140H107ZM111 141V140H110ZM115 141V140H114ZM136 141V140H134ZM138 141V140H137ZM136 141V142H137ZM167 141V140H166ZM229 141V142H228ZM95 142V141H94ZM101 142V141H100ZM98 141V143H100ZM123 142V141H122ZM163 142V141H162ZM40 143V142H39ZM80 143V142H79ZM115 143V142H114ZM128 143H132V140H128ZM134 143V142H133ZM164 143V142H163ZM1 144V142H0ZM26 144V139H25V143ZM23 144V145H24ZM30 144V143H29ZM46 144V142H45ZM81 144V143H80ZM108 144V143H107ZM138 144H141V141L138 142ZM160 144L162 145V143L160 142ZM3 145V144H2ZM19 145V144H18ZM73 145V144H72ZM97 145V144H96ZM94 145V147L96 146ZM99 145V144H98ZM101 145V144H100ZM99 145V146H100ZM114 145V144H113ZM113 145H111L110 147H112ZM116 145V144H115ZM114 145V146H115ZM125 145V144H124ZM167 145V143H166ZM9 146V145H8ZM15 146V145H14ZM26 146V145H25ZM33 146V145H31ZM39 145H37L38 147ZM44 146V144H43ZM48 146V145H47ZM80 146V145H79ZM109 146V145H108ZM108 146H105V143H104V146H102V148L100 149L99 147L97 148H94L95 149H98V150H105V151H108L110 147ZM120 146V145H119ZM130 146V145H129ZM134 146V145H133ZM158 146V145H157ZM160 146V145H159ZM158 146V147H159ZM230 146V145H229ZM16 147V146H15ZM36 147V148H37ZM64 147V146H63ZM117 147V146H116ZM127 147V146H126ZM165 146L163 145V148ZM2 148V146H1ZM8 148V147H7ZM14 148V147H13ZM23 148V147H22ZM34 148V147H33ZM39 148V147H38ZM44 148V147H43ZM50 148V147H49ZM88 148V147H87ZM113 148V147H112ZM15 149V148H14ZM19 149V148H18ZM32 149V148H31ZM65 149V148H64ZM77 149H79L77 147ZM116 149V148H115ZM124 149V148H123ZM135 149V148H134ZM150 149H151V153L150 154ZM10 150V149H9ZM24 150V148H23ZM26 150V149H25ZM34 150V149H32ZM46 150V149H45ZM48 150V149H47ZM85 150V149H84ZM92 149H89L87 150L86 152H81V154L83 156L86 157V155H90L89 152L91 153L90 157L91 159H93L94 161H101V157L99 156L98 153H101L100 151L99 152H96ZM113 150V149H112ZM112 150H109L110 151V154L111 157H112ZM158 150V149H157ZM18 151V150H16ZM42 151V150H41ZM79 152V150H77ZM113 151H117V150H113ZM129 151V150H128ZM165 151V149H164ZM11 152V151H10ZM21 153V151H19ZM33 152V151H32ZM31 152V153H32ZM137 152V151H135ZM15 153V152H14ZM13 153V155H14ZM17 153V152H16ZM38 155H39V152H37ZM43 153V152H42ZM41 153V154H42ZM165 153V154H164ZM2 154V153H1ZM47 154V153H46ZM80 154V153H79ZM105 154L107 155V153L105 152ZM114 154V153H113ZM164 154V155H163ZM16 155V154H15ZM20 155V154H19ZM36 155V154H35ZM61 155V154H60ZM119 155V154H117ZM132 155V153H131ZM154 155V156H153ZM1 156V155H0ZM5 156V155H4ZM18 156V155H16ZM42 156V155H41ZM44 156V155H43ZM82 156V157H83ZM158 156V155H157ZM3 157V156H2ZM40 157V156H39ZM80 157V156H79ZM105 157V156H104ZM122 157V155H121ZM19 158V157H18ZM59 158V157H58ZM89 158V157H87ZM110 158V157H109ZM114 158V157H113ZM112 158V159H113ZM160 159V162L157 161L156 163V159ZM15 159V158H14ZM21 160V158H19ZM18 159V160H19ZM80 159V158H79ZM86 159V158H85ZM118 161H119V157L117 158ZM158 159V160H159ZM11 160H13V158H11ZM17 160V161H18ZM19 160V161H20ZM71 160V159H70ZM84 160V159H82ZM104 160V159H102ZM110 160V159H109ZM114 160V159H113ZM15 161V160H14ZM12 161V162H14ZM18 161V162H19ZM69 161V160H68ZM85 161V160H84ZM92 161V160H91ZM96 161V162H97ZM106 161V160H105ZM11 162V161H10ZM22 162V161H21ZM80 162V161H79ZM82 162V161H81ZM88 163L90 162L87 161ZM102 162V161H101ZM117 162V161H115ZM134 162V169L136 170V172L134 173V177L132 179V184H133V190H132V196L129 200V203L132 204L134 203V201L136 200H139V193L137 192L138 190V186L140 185V183L142 184V182H145L148 180V178H143L144 177H151V168L153 167L152 163H148L146 165L143 166V164H141L138 160H135ZM24 163V162H22ZM74 163V162H73ZM105 163V162H103ZM114 164V162H112ZM3 164V163H2ZM14 164V163H13ZM18 164H21V163H18ZM92 164V163H91ZM109 164V163H107ZM124 164V163H123ZM132 164V163H131ZM16 165V164H15ZM70 165V164H69ZM102 165V164H101ZM106 165V163H105ZM25 166V165H24ZM54 166H57V165H54ZM100 167V164L98 165ZM96 166V167H98ZM103 166V165H102ZM113 166V165H112ZM111 166V167H112ZM115 166V165H114ZM16 167V166H14ZM21 167V166H20ZM95 167V168H96ZM104 167V166H103ZM107 167V166H106ZM105 167V168H106ZM109 167V168H111ZM128 167V166H127ZM86 168V167H85ZM125 168V167H124ZM61 169V168H60ZM70 169V168H69ZM84 169V168H83ZM100 169V168H98ZM102 169V168H101ZM104 169V168H103ZM113 169V168H111ZM126 169V168H125ZM128 169V168H127ZM16 170H18V168H16ZM24 170V169H23ZM22 170V171H23ZM27 170V169H26ZM25 170V171H26ZM66 170V169H65ZM82 170V169H81ZM97 170V169H96ZM213 170V171H212ZM15 171V170H14ZM12 171V172H14ZM74 171V170H73ZM76 171V170H75ZM101 171V170H100ZM111 171V170H110ZM119 171V170H118ZM21 172V171H19ZM42 172V171H41ZM60 172V171H59ZM103 172V171H102ZM109 172V170H108ZM112 172V171H111ZM114 172H117L114 171ZM26 173V172H25ZM81 173V172H79ZM107 173V171L105 172ZM122 173V172H121ZM146 173V174H145ZM12 174V173H11ZM20 174V173H19ZM39 174V173H38ZM46 174V173H45ZM109 174V173H108ZM106 174V175H108ZM115 174V173H114ZM119 174H120V171H119ZM118 174V175H119ZM203 174H205V177H206V180H207V185L203 184V182H201V188H194V186L198 183V179L199 177L203 176ZM23 175V174H21ZM64 175V174H63ZM62 175V176H63ZM75 175H77L75 173ZM130 175V174H129ZM146 175V176H145ZM61 176V178H62ZM115 176V175H114ZM113 176V177H114ZM117 176V175H116ZM124 176V174H123ZM122 176V177H123ZM128 176V175H127ZM38 177V176H37ZM46 177V176H45ZM65 177V176H64ZM70 177V176H69ZM2 178V177H0ZM7 178V177H6ZM27 178V177H26ZM66 178V177H65ZM73 178V177H72ZM115 178V177H114ZM120 178V177H119ZM127 178V177H126ZM3 179V178H2ZM34 179V178H33ZM55 178L52 179V181L54 180ZM64 179V178H63ZM61 179V180H63ZM68 179V178H67ZM108 179V178H106ZM27 180V179H26ZM32 180V178H31ZM36 180V179H35ZM49 180V179H48ZM56 180V179H55ZM70 180V178H69ZM112 180V179H111ZM114 180V179H113ZM129 180V179H128ZM34 181V180H32ZM38 181V180H37ZM37 181H35L34 183H36ZM50 181V180H49ZM59 181V180H58ZM57 181V182H58ZM66 181V180H65ZM121 181V180H120ZM151 181V180H150ZM148 181V182H150ZM8 182V181H7ZM6 182V183H7ZM26 182V181H25ZM31 182V181H29ZM56 182V181H55ZM71 182V181H70ZM125 182V180H124ZM32 183V182H31ZM29 183V184H31ZM65 183V182H64ZM107 183V182H106ZM116 183V181H115ZM121 183V182H119ZM129 183V181L127 182ZM126 183V184H127ZM38 184V182H37ZM55 184V183H54ZM58 184V183H56ZM63 184V183H62ZM74 184V183H73ZM103 184V183H102ZM122 184V183H121ZM124 184V185H126ZM130 184V183H129ZM139 184V185H138ZM7 185V184H6ZM10 185V184H9ZM67 185V184H66ZM105 185V184H104ZM147 185V184H146ZM23 186V185H22ZM34 186V184H33ZM53 186V185H52ZM59 186H60V183H59ZM64 186V185H63ZM62 186V187H63ZM69 186V185H68ZM100 186V185H99ZM102 186V185H101ZM152 186V185H151ZM9 187V186H8ZM7 187V188H8ZM35 187V186H34ZM61 187V186H60ZM76 187H79V186H76ZM75 187V188H76ZM82 187V186H81ZM80 187V188H81ZM104 187V186H103ZM102 187V188H103ZM125 187V186H124ZM129 187V185H128ZM132 187V186H131ZM146 187V186H145ZM149 187V186H148ZM3 188V187H2ZM57 188H58V185H57ZM69 188V187H68ZM72 188V187H70ZM85 188V187H84ZM106 188V187H105ZM120 188V187H119ZM152 188V187H151ZM10 189V188H9ZM53 189V188H52ZM51 189V190H52ZM56 189V188H55ZM122 189V188H121ZM146 189V188H145ZM150 189V188H149ZM33 190V189H32ZM31 189H29V191H32ZM86 190V189H85ZM84 189H77V190H74L72 189L73 192H71V194L77 198V203L79 205H81L84 200H85V196H86V192H85ZM99 190V189H98ZM106 190V189H105ZM141 191L143 189H140ZM35 191V190H34ZM39 191V190H38ZM41 191V190H40ZM55 191V190H54ZM57 191V190H56ZM107 191V190H106ZM139 191V192H141ZM147 191V190H146ZM149 191V190H148ZM2 192V191H1ZM17 192V191H16ZM27 192V191H26ZM33 192V191H32ZM67 193L66 190H63L60 188V191H58V194H59V197L61 199L62 197V194L63 193ZM103 192V191H102ZM105 192V191H104ZM25 193V192H24ZM34 193V192H33ZM37 193V192H36ZM35 193V194H36ZM40 193V192H39ZM51 193V192H50ZM53 193V192H52ZM55 193V192H54ZM99 193V192H98ZM127 193V192H126ZM142 193V192H141ZM20 194V193H19ZM27 194V193H26ZM38 194V193H37ZM193 194H196V198H197V201L198 202H194L192 205L190 206H186L185 203H187V200L189 197H191ZM40 195V194H39ZM147 195V194H146ZM43 196V195H42ZM55 196V195H54ZM56 196L58 197V195L56 194ZM68 196V195H67ZM67 196H66V202L68 201L67 200ZM102 196V195H101ZM105 196V195H104ZM150 196H151V193H150ZM53 197V196H52ZM56 197V198H57ZM58 197V198H59ZM100 197V196H99ZM108 197V196H107ZM129 197V196H127ZM45 198V197H44ZM55 198V197H54ZM53 198V199H54ZM73 198V197H72ZM71 198V199H72ZM94 198V197H93ZM104 198V197H103ZM109 198V197H108ZM107 198V199H108ZM112 198V197H111ZM118 198V197H117ZM142 198V197H141ZM147 198V197H146ZM27 199V198H26ZM37 199V198H36ZM87 199V198H86ZM102 199V197H101ZM100 199V200H101ZM116 199V198H115ZM257 199V198H256ZM260 199V198H258ZM33 200L35 201V199L33 198ZM55 200V199H54ZM59 200V199H58ZM112 200V199H111ZM45 201L47 202V199H45ZM73 201V200H72ZM72 201H70L72 203ZM90 201V200H89ZM102 201V200H101ZM99 201V202H101ZM109 201V200H108ZM107 201V202H108ZM116 201V200H115ZM119 201V200H118ZM189 201V200H188ZM36 202H38L36 200ZM50 202V201H49ZM69 202V201H68ZM69 202V203H70ZM97 202V201H96ZM104 202V201H103ZM120 202V201H119ZM147 202V201H146ZM45 203V202H44ZM105 203V202H104ZM38 203H36L37 205ZM63 204V203H61ZM60 204V205H61ZM68 204V203H67ZM74 204V203H73ZM103 204V203H102ZM120 204V203H119ZM35 205V204H34ZM65 205V204H64ZM63 205V206H64ZM91 204H89L90 206ZM107 205H109L107 203ZM171 205L170 207V211L168 213L167 210L169 209L168 206ZM188 205V203H187ZM66 206V205H65ZM75 206V205H74ZM82 206V205H81ZM98 205H96L97 207ZM218 206V205H217ZM217 206H215L217 208ZM61 207V206H59ZM88 207V206H87ZM102 207V206H101ZM119 207V205H118ZM57 208V207H56ZM67 208V207H66ZM65 208V209H66ZM71 208V207H70ZM85 208V207H84ZM100 208V207H99ZM117 208V207H116ZM3 209H6L5 207H0V210H3ZM77 209V208H76ZM81 209V208H80ZM86 209V208H85ZM88 209V208H87ZM97 209V208H96ZM107 209V208H106ZM148 209V208H147ZM181 210V214H179L177 212V210ZM199 209V211H198ZM57 210V209H55ZM68 210V208H67ZM73 210V209H72ZM109 210V209H108ZM106 210V211H108ZM58 211V210H57ZM59 211H60V208H59ZM86 211V210H85ZM96 211V210H95ZM148 211V210H146ZM212 211V210H211ZM69 212V210H68ZM66 212V213H68ZM73 212V211H72ZM83 212V211H82ZM97 212V211H96ZM99 212V211H98ZM113 212V211H112ZM60 213V212H58ZM64 213V212H63ZM65 213V214H66ZM75 213V212H74ZM73 213V214H74ZM77 213V212H76ZM79 213V211H78ZM135 213H137L139 215V218L138 220L136 219L135 217ZM196 213H197V216H196ZM62 214V212H61ZM69 214V213H68ZM84 214V213H83ZM100 214V213H99ZM200 214V215H199ZM60 215V214H59ZM82 214H80L81 216ZM212 215V214H211ZM63 216V214H62ZM208 216V215H207ZM17 217V216H15ZM49 217V216H48ZM66 217V216H65ZM68 217V216H67ZM66 217V218H67ZM85 217V216H84ZM195 217H193L195 219ZM210 217V216H208ZM10 218V217H7V219ZM68 218H71V217H68ZM81 218V217H80ZM6 219V220H7ZM82 219V218H81ZM80 219V220H81ZM203 219V218H202ZM13 220H17L16 218L13 219ZM70 220V219H69ZM5 221V220H4ZM12 221V218L11 220ZM48 221V220H47ZM77 221V220H76ZM74 221V222H76ZM82 221V220H81ZM193 221V219H192ZM201 221V220H200ZM9 222V221H8ZM7 222V223H8ZM17 222V221H16ZM68 222V221H67ZM99 222V221H98ZM6 223V224H7ZM11 222H9L10 224ZM80 223V221H79ZM112 223V222H111ZM178 223H181V224H178ZM196 223V222H195ZM194 223V224H195ZM198 223H200L198 221ZM13 224V223H12ZM75 224V223H74ZM8 225V224H7ZM83 225V224H82ZM153 225V226H152ZM66 226V224H65ZM118 226V225H117ZM129 226H132L131 230L130 231H127L128 227ZM198 225H194V227H197ZM1 227V225H0ZM3 227H5L4 225L2 226V229ZM11 227V226H10ZM84 227V226H83ZM120 227V226H118ZM114 228V227H113ZM139 228H143L142 230H137ZM118 229V228H117ZM116 229V230H117ZM154 229V230H153ZM121 230V231H122ZM150 230V231H149ZM184 231V230H183ZM189 232L188 234L192 235L194 232L196 233L195 230H190V228H186V232ZM12 232V231H11ZM57 232V230H56ZM118 232V230H117ZM180 232V231H179ZM121 233V232H120ZM58 234V232L56 233ZM62 234V233H61ZM60 234V236H62ZM172 235V234H171ZM178 235V234H177ZM57 236V235H56ZM59 236V237H60ZM65 236V235H63ZM62 236V237H63ZM119 236V235H118ZM58 237V238H59ZM60 237V238H62ZM173 237V236H172ZM175 237V236H174ZM175 239V238H174ZM179 239V238H178ZM177 239V240H178ZM124 239H122L121 241H123ZM108 241V240H107ZM181 241V239H180ZM113 242V241H112ZM132 242L134 243V246H132ZM183 242V241H182ZM111 243V242H110ZM205 243H208V241H205ZM163 244V246H162ZM172 245V246H171ZM154 247H151V248H154ZM136 250H134V249ZM148 248V247H147ZM164 250H163V249ZM52 249H54L52 247ZM51 249V250H52ZM173 250V249H172ZM167 252H171V248H169V251ZM147 253V252H146ZM154 253V252H153ZM157 253L155 252L153 255H156ZM169 254V253H168ZM152 255V254H151ZM173 255H171L172 257ZM152 257V256H151ZM154 257V256H153ZM152 257V258H153ZM171 259V258H170ZM170 261V260H169ZM184 261V260H183ZM186 262V261H185ZM181 263V262H179ZM183 264V263H182Z\"/></svg>", "mask_w": 264, "mask_h": 264}]
</instances>
